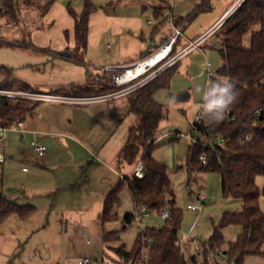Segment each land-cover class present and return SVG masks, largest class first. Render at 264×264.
Wrapping results in <instances>:
<instances>
[{"label": "rangeland", "instance_id": "rangeland-1", "mask_svg": "<svg viewBox=\"0 0 264 264\" xmlns=\"http://www.w3.org/2000/svg\"><path fill=\"white\" fill-rule=\"evenodd\" d=\"M92 1L97 8H103L107 7L109 3H116L119 0ZM127 1L133 5L139 2V0ZM162 1L168 7L164 13L171 16L172 22L178 18L190 16L183 27L182 42L192 45L191 41L195 40L196 42L197 40L199 45L194 47L190 54L182 60L179 72L172 78L170 89L161 90L155 94L157 101L167 105L169 115L168 119L160 124L157 133L160 146L155 148L153 155L155 159L168 166L173 191L172 198L175 199L176 206L183 212L180 232L181 249L186 258L197 255L198 259L202 261V254H200L202 243L210 238L214 225L220 223L224 213L241 209L240 201L224 197L219 174L198 171L190 174L186 166L187 150L191 143L188 137L193 134L192 124L199 114L200 97L195 93L194 87L196 84L206 82L210 78V72L213 73V76L217 75L221 67L219 49L222 45L221 39L216 34L218 29L207 37L204 36L220 15L230 7V3H234L236 0ZM82 2L79 0L73 3L74 8L81 10ZM142 4L154 8L160 3L142 0ZM36 8L24 6L18 23L4 21L2 24L0 38L5 42L12 43V46H0V86L7 77V72H10L9 77L12 80L26 81L35 87L43 88V90L47 89L45 87H51L49 83L52 80L60 81L59 84L63 83L54 74L62 69L52 70L46 64H41L39 54L32 49L30 36L33 28H37V24L40 23L41 14L40 10ZM153 8H150L151 14H153ZM151 14H149V19L156 23L157 18L154 15L150 16ZM170 25L168 21L161 28L162 37L169 36L172 32L170 37H176V30L172 28L173 30L170 31ZM179 31L181 32V29ZM171 38L166 43L164 42L163 46ZM167 61L156 66L148 75L157 74L158 76L163 72L164 69L161 70V68ZM208 63L210 64L209 68ZM90 71L88 80L85 79L84 82L78 83L90 85L100 83L101 80L94 70ZM73 75L77 77V74L75 76L73 73ZM147 83L140 78L125 86H116L113 92L126 90L128 93L124 95L126 97L123 101L129 103L128 96ZM169 98H174L176 102L169 105L167 103ZM139 120V116L130 111L116 137L104 138L106 129L101 125L95 129L99 133H92L93 136L83 142L82 146L93 152L89 144V141L92 140L99 142L101 147L104 145V152L115 153L118 156L119 151L126 143L127 124L128 127H131ZM87 127L89 128L90 125ZM20 133L21 128L18 127L16 130L10 129L2 134L5 139L1 145L6 152L8 149L7 138L15 136L19 139L22 134ZM175 133H181L179 139H175L173 135ZM48 135L53 138V141H49L47 144V153L50 154L49 162L41 159L34 163L19 164L18 159L13 161L8 159L5 168L3 167L4 171L0 167V171H3L2 189L5 196L10 200L15 199L19 204H31L36 207V211L28 219L23 220L12 215L10 220L0 227V230L5 232L15 231L28 237L24 242L22 241L20 250L12 258L15 264H80L85 259L89 260L88 264H118V256L104 242L105 232H116L120 237V242L125 244L127 249H132L141 231L147 227L164 225L166 219H162L157 212L153 211L150 217L144 218L142 226H137V223L133 222L124 229L123 217L127 213H135L140 209L135 210L131 195L126 187H123L120 192V204L113 210V213L118 215V219L101 225L100 218L104 201L111 186L119 183L120 175L123 177L132 175L137 165L131 166L124 163L119 168V174H112L96 162L90 164L96 152L88 159L86 153H83L84 149L80 147L82 151L76 149L75 154H81L82 157L76 155L79 164L75 165L72 162L73 155L71 154L74 152L66 148L64 139L57 134L48 133ZM23 137H25L24 134H22ZM7 154L9 153L7 152ZM23 166H26L30 174H23ZM60 181L65 182L59 186ZM263 184L264 178H257V185L260 188ZM201 194L206 196L203 201L198 198ZM189 205L196 206L197 210L188 209ZM260 206L264 211V197L260 199ZM239 232L240 228L236 225H229L223 229L227 242L235 241ZM120 242L109 245L115 247ZM213 259L218 264L220 263V255H215ZM244 264H264V256H247Z\"/></svg>", "mask_w": 264, "mask_h": 264}, {"label": "trees", "instance_id": "trees-1", "mask_svg": "<svg viewBox=\"0 0 264 264\" xmlns=\"http://www.w3.org/2000/svg\"><path fill=\"white\" fill-rule=\"evenodd\" d=\"M56 1L5 0L6 13L2 17L15 24L20 20L22 7H37L44 13ZM82 1L80 12L75 11L71 4L68 5V10L75 20L78 50L85 51L89 20L96 6L92 0ZM166 8L168 7L163 1L153 8L158 21L155 26L157 32L171 18L164 13ZM189 18L190 16L178 18L175 25H185ZM1 28L2 26L0 31ZM216 34L222 45L219 49L221 67L217 75L213 76L212 73L210 77H227L234 83L238 99L219 125L206 126L198 114L192 124L193 134L187 150L186 166L190 174L195 171L219 174L224 197L240 201L241 209L224 213L220 223L214 225L212 235L202 243V261L197 255L186 258L180 245L183 212L172 198L169 168L153 155L155 148L160 146L157 137L160 124L169 115L167 105L157 101L155 94L170 89L172 78L181 66V61L178 60L128 96L129 109L140 120L129 128L119 162L131 166L142 163L145 168L144 177L137 178L133 174L125 176L111 187L104 201L101 225L118 219L113 210L121 202L119 195L123 187L128 189L135 210L142 206L147 211L158 214L161 210H168L170 217L162 226L147 227L141 231L132 249H127L120 242L116 232H105L104 242L118 256V264H218L213 259L215 255H220L219 264H244L247 256H264V211L260 206V199L264 197V184L262 188L257 185V178H264V0H246L224 21ZM180 36L181 34L176 37L175 43ZM164 41L165 38L162 44ZM0 46H12V43L0 39ZM176 53V48L173 47L166 60ZM152 55L151 50L143 52V60ZM9 74L7 72L1 88L35 91L28 83L12 80ZM101 80L102 82L93 85L70 84L50 93L92 97L115 91L116 86L110 73L105 72ZM38 104L39 102L0 97V125L12 127L23 123L36 111ZM178 134L181 133L173 134L175 139L180 138ZM246 135H250L251 139L243 142ZM2 185L1 173L0 226L12 215L23 220L32 216L36 207L10 200L2 191ZM133 222L135 213H127L122 220L123 228L126 229ZM229 225L240 228L237 239L232 242H227L223 234V229ZM116 242L120 243L115 247L109 245ZM143 251L145 253L142 254Z\"/></svg>", "mask_w": 264, "mask_h": 264}, {"label": "crops", "instance_id": "crops-1", "mask_svg": "<svg viewBox=\"0 0 264 264\" xmlns=\"http://www.w3.org/2000/svg\"><path fill=\"white\" fill-rule=\"evenodd\" d=\"M149 1L152 3H161L162 0ZM76 2L77 1L72 0H57L47 11L40 14V23L37 24V28H33L32 30L30 36L31 45L33 51L39 54L40 63L46 64V66H49L52 70L62 69V71H56L54 74L63 82L59 84L58 82L60 81L52 80L49 83L51 87H45L47 88L45 90L29 83L35 91L50 93V91L57 90L70 84L85 85L86 83L81 84L78 82H84L83 80L85 79L88 80L91 73L90 70H94L96 75H98L97 77L101 80L105 72H108L106 71L107 67L127 66L142 61L143 52L151 50L154 54L159 51L164 44H162L163 39L165 38L164 42L166 43L173 33L172 32L169 36L162 37L161 31L157 32L155 30L158 21L155 23L149 19V14L152 12L150 8H153L152 6L143 5L142 0H139V2L134 5L127 0H119L116 3H109L107 7H96L95 12L91 15L89 20L87 49L85 51L78 50L75 39V20L68 10V5L71 4L74 8L73 3ZM233 4L234 3H230V7L220 15L212 27L216 26L217 23L221 21L216 29L220 28L228 18L226 17L222 20L223 17L230 11ZM75 11L80 12L81 10L75 9ZM153 15L155 17L154 11L150 16L153 17ZM169 22L171 24L169 27L170 31L173 29H181V36L172 46V49L173 47L176 48L177 53L175 56H177L190 44H186L184 41L182 42L184 38V24L177 27L175 22L171 20H169ZM212 27H210V30ZM191 42L195 43V40ZM189 54L190 53L183 56L180 61L182 62L184 57ZM73 73H75V76L77 74V77H74ZM21 82L27 83L26 81ZM124 97L126 96L85 105L39 102L36 111L21 123V133L24 134L25 137L22 138L21 133L19 139L15 136H7V152L9 154L3 149L5 162L0 165L1 169L3 170V167L5 168L8 159L12 161L18 159L19 164L34 163V161H39L41 159L45 162H49L50 154L47 153V144L49 141H53V138H51L52 136L50 137V135H48V133H50L60 135L61 138L64 139L66 148L68 150H73L74 153L71 152L73 155L72 162L75 165L79 164L76 155L80 158L82 157L81 154H75V151L81 148L84 149L83 153H86L88 159L96 152L90 164L96 162L106 168L109 173L119 174V168L122 165L119 162V155L124 146L117 156L115 153L104 152L105 146L103 145V147H101L99 142L89 141L93 152L88 148L86 150L82 144L87 141L89 137L93 136L92 133L96 132V134H98V130L95 131V129H98L101 125L106 129L104 138L116 137L119 128L124 124L125 119L130 113L129 103L123 101ZM66 111L70 112V114H67ZM28 119L31 120L28 121ZM88 125H90L89 128L87 127ZM129 128L127 124V136ZM32 135L33 137H31ZM33 141L46 146L47 151L44 157H37L35 151L31 147ZM61 145L63 146L62 143ZM2 170L0 174L2 173L3 175L4 170ZM22 172L23 174H30L26 166H23ZM122 178L123 176L120 175V179ZM64 182L65 181H60L59 186L64 184ZM10 218L7 219V221H9ZM27 238L26 235L15 231L5 232L0 230V264H15L12 258L20 250L22 241L24 242Z\"/></svg>", "mask_w": 264, "mask_h": 264}, {"label": "built area", "instance_id": "built-area-1", "mask_svg": "<svg viewBox=\"0 0 264 264\" xmlns=\"http://www.w3.org/2000/svg\"><path fill=\"white\" fill-rule=\"evenodd\" d=\"M72 1H78V0H72ZM245 1L246 0H236L233 4L232 8L230 9V11H228L225 14V16L223 17L222 20H224L226 17H229L231 14H233L239 7L242 6V4ZM5 13H6L5 0H0V26H2L4 21H6V19L4 17H2ZM220 22L217 23V25L214 26L211 30H209L208 33L206 34V36H204V37H207L208 35H210L217 28V26L220 24ZM180 34H181V32L176 29V37L179 36ZM176 37L173 36L169 40L168 43L171 44V47L175 43ZM198 45H199V41L193 43L192 45H189L186 48H184L183 51L180 52L177 56H174L173 58L169 59L165 64H163L161 70L171 66L173 63L180 60L183 56L190 53V51L194 47H198ZM163 48L164 47H162L159 51L155 52L149 58L154 57L158 52L162 51ZM171 51H172V48H171L170 52L165 56V58L162 61H160L157 65L150 67L145 72H142L141 74H139L135 77L124 78L126 70L128 68H132V67L137 66L138 64L143 63L144 61H146L149 58L144 59V60L137 62L135 64L127 65V66H109L106 68V71L111 73L112 82L115 86H118V87L119 86H125V85H127V84H129L135 80H138L140 78L142 79V81L147 83L149 80H151L152 78L157 76V74L147 75V73L150 72L151 70H153L161 62L166 60L167 57L170 55ZM207 66L209 68L210 64L208 63ZM156 73H158V72H156ZM211 75H212V72L209 73V77ZM126 93H128L126 90H121L118 92H111V93L106 94V95H99V96H92V97H80V96H69V95H64V94L44 93V92H39V91L10 90V89L0 88V97H6V98L20 100V101L45 102V103H52V104H68V105H85V104H90V103H94V102L109 101V100L124 96V95H126ZM20 126H21V124H19L17 126H12V127H3L0 125V165H2L5 162V155L3 152L2 145H1L2 142L4 141V137L2 136V134L6 133V131L10 130V129L16 130V128H18ZM178 136H181V134H178ZM188 138L190 140H192L191 136H189ZM250 139H251V136L246 135L243 142H245V140H250ZM221 142L223 143V141H221ZM31 147L35 151L38 158H42L45 156L46 151H47L46 146H44L40 143H37L36 141H33L31 143ZM144 172H145V168H144L143 164L139 163L136 166L135 170L133 171V175L136 176L137 178H143ZM198 198L203 201L206 199V196L201 194L198 196ZM188 209L196 211L197 207L189 205ZM152 212L147 211L145 206L140 207V209L137 210V212H135V222L137 223V226H142L144 218L150 217L152 215ZM159 215L162 219H167L170 217V212L168 210H161ZM143 253H145V252L143 251L142 254ZM88 263H89L88 259H85L84 261L80 262V264H88Z\"/></svg>", "mask_w": 264, "mask_h": 264}, {"label": "clouds", "instance_id": "clouds-1", "mask_svg": "<svg viewBox=\"0 0 264 264\" xmlns=\"http://www.w3.org/2000/svg\"><path fill=\"white\" fill-rule=\"evenodd\" d=\"M194 91L200 97L198 113L206 126H216L223 122L238 99V91L227 77H210L203 84H196ZM175 102L174 98L167 101L169 105Z\"/></svg>", "mask_w": 264, "mask_h": 264}, {"label": "bare ground", "instance_id": "bare-ground-1", "mask_svg": "<svg viewBox=\"0 0 264 264\" xmlns=\"http://www.w3.org/2000/svg\"><path fill=\"white\" fill-rule=\"evenodd\" d=\"M171 48V44L168 43L164 46L163 50L158 52L154 57L147 59L146 61L141 64H138L135 67L128 68L125 72L124 78L135 77L141 74L142 72H145L147 70V66L153 67L157 65L170 52Z\"/></svg>", "mask_w": 264, "mask_h": 264}, {"label": "water", "instance_id": "water-1", "mask_svg": "<svg viewBox=\"0 0 264 264\" xmlns=\"http://www.w3.org/2000/svg\"><path fill=\"white\" fill-rule=\"evenodd\" d=\"M150 68V66H147V69H149Z\"/></svg>", "mask_w": 264, "mask_h": 264}]
</instances>
